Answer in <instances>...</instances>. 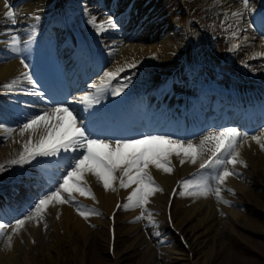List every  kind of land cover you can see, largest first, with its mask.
I'll list each match as a JSON object with an SVG mask.
<instances>
[{
  "label": "bare ground",
  "instance_id": "bare-ground-1",
  "mask_svg": "<svg viewBox=\"0 0 264 264\" xmlns=\"http://www.w3.org/2000/svg\"><path fill=\"white\" fill-rule=\"evenodd\" d=\"M17 1L18 0H0V103L2 102L1 99L3 96L8 95L11 100L6 104L3 102L2 104L4 106H9V104L11 105L12 103L17 102L20 111L26 116H31L34 113L42 112L46 108H49L47 106L39 105V98L28 94L30 90L35 89H32V85L29 84L28 81L22 76V73H30L29 68H24V65L21 63V59H25V63L29 65L30 36L31 32L34 33L33 30H22L17 32V35L20 38L19 47L21 49L19 56L17 53L14 55L1 53V49L9 48L12 50V48H10L12 41L7 39V30L4 27L19 26L27 23L29 21L27 19L28 16L37 14L41 7L44 6L41 3L44 0H29L21 7L18 6L12 8L11 5ZM221 1L223 2V6H221V8L226 10V17L231 18L230 26L234 28V31H245L247 32V36L254 38L255 34L260 30V28L257 29V22L255 19V7L258 0H255V2L254 0H251L250 8L247 10L243 8V5L239 2V0ZM9 10L13 11L14 13V18L16 20L15 24L11 23L7 17V11ZM233 12H241L242 15L237 18L232 16ZM108 17L110 16L106 11L105 19ZM160 26L161 24H159L157 27L159 28ZM166 30L168 31L166 27L159 29L157 31V35H155L153 40L149 41V44H144L137 37L132 38L133 41L128 44H122L119 37L113 40V44L118 46V49L117 55L113 60L112 65L104 69L103 73L99 77L94 78L77 93H73V99L76 102L71 103L70 107L74 108L75 111L80 113L81 116L98 109L94 106L98 102L96 98L103 94V86L108 81L105 74L108 72H116L120 66L129 63L130 61H141L146 56H149L153 53H158L161 57V60L163 61L162 67L167 68L169 66V60L172 54L176 52L177 40L174 36H166L167 32L163 35ZM124 33L125 32H122L120 35L122 36ZM249 46L255 50H263L264 38H259L256 41L250 40L244 43L243 48L246 53L249 51ZM153 75H156V73ZM14 80H17L18 84L13 90L9 91L3 87V85L11 83ZM81 82L82 80L78 81L79 84H81ZM93 85H95V87H93ZM26 97H28V99ZM85 97L87 99H85ZM15 115L17 116V113H15L14 110H10L8 113V116L13 119L15 118ZM7 120L11 125L13 120L9 119L6 114L2 119L0 118V145L5 142V144L0 146V163L2 164H4L7 158L12 154H18L23 150L22 147H17L18 141H20L22 145V142L27 141L30 137V133H25V135L21 137L19 134V128L8 125L6 123ZM10 129H15V131H10ZM256 134L264 136V130L260 128ZM252 135H250L247 140H240L237 147V150L240 153L239 158L243 160L244 164L247 166L245 167L244 164H237L235 169H232L230 165H227L228 169L230 171H234L236 175L229 176L224 184L219 185L220 197L222 199L218 200L223 204L225 209L210 200H205L206 196L201 194L194 195L191 202L187 205L185 203L177 202V200L173 203V215L176 220V226L180 227L187 233V237H189L193 246H191V249L195 255L193 262L196 264L212 263V251L214 250L212 242L215 240V238L218 242L224 240L225 237H232L231 232L239 231L241 224H246V222L259 224L258 212L259 210L264 209V194L259 196L256 193V190L259 187L264 186V150H262L261 147L251 139ZM32 139L35 142L37 137H32ZM212 151L213 150L209 151V153L207 152L206 154L205 149H203V155L206 154L205 156H210ZM192 165L193 164L190 162V160L186 159V162L183 165H178V169L181 174L184 175L187 171L192 170L190 168ZM195 166L199 165L195 164ZM153 170H157V172ZM148 172L151 174L153 180L156 179L158 174L166 188H160L162 191H156L153 195H150L148 198L149 202L144 207H137L138 209L136 212L134 203L129 204L128 201V197L136 188V185H131L128 188H121L125 203L119 210V214L121 212L130 213L129 216L125 218L126 220L128 219L130 223L133 221V219H135V216H137L138 213H141L143 208H146L148 214H151V220L147 218L146 221H142L144 222L145 229L141 235H138V237H148V239H150L149 245L145 248V251H151L153 249V245L158 244L161 239L172 238L168 237V231L164 223V211L166 209L167 190L169 189L170 191V189L173 187V184L175 183V176H169L170 174H173L172 172L165 173L162 170L152 169L151 167L149 168ZM119 173L121 175L122 171L119 170ZM81 182L83 186L90 189L91 194H94L95 199L90 198V196H80L78 192H74L73 195L75 196V205L65 203L62 205L54 204L49 206L43 215V217L48 222V229L43 232L44 236H42L41 230L39 231L36 220H26L24 227L18 232H15L14 229L17 220L13 218L11 220L13 223L12 224L8 219L9 217H13L14 213L9 214L8 211H1L3 213L0 215V217H2L0 219V224H5L7 227L3 236L6 237L5 244L4 246L0 247V264H15V262H17V264H21L24 260H29V263H31L32 260H35L37 255L45 258L46 256L50 257L52 253H55L57 256L61 237H74L73 229L78 227L87 228L86 225L90 224H97L106 232L108 252L109 221L108 218L105 217L106 215L104 216L102 213H100L98 217L89 216V218L86 220L77 212V207H81V210L87 211L90 209L89 204L92 203L100 206L103 209L104 214H110L117 201L115 180L112 182V187L115 188V191L103 190L99 186L101 182H99L95 176L88 173L84 174ZM47 192L40 194L38 200ZM234 194L242 196L239 201L237 197L236 201L237 203H246L247 209L243 215V221L241 224H232L227 227L226 224H228V222L225 221V219H231L232 216L237 217L240 213V211L237 209H229L224 202L226 201L224 196L229 199H234ZM207 195L214 197L216 194L214 192H209ZM125 205H128L127 209L124 207ZM15 206L16 207L10 208V212L14 211L17 212V214H20L18 219L26 218L30 213L27 208L28 204L22 200H18ZM216 206L219 208L220 213ZM29 208H31V206ZM223 210L224 213L227 214L226 218H223L221 215ZM179 214H184V216L179 217ZM125 216H127V214H125ZM120 222L121 220L119 221L118 217V240L120 236ZM89 228L90 227L88 226V229ZM137 229V226L130 225L128 228V233L132 235ZM253 230L258 231L257 228H253ZM86 231V229H80L83 237H85ZM9 236L12 237L11 245H9L8 241ZM16 237H21L24 241V244L19 243ZM212 237L213 239L210 240ZM241 237L245 238L247 236L241 233ZM69 240V247L75 252L76 249L71 245L73 239L70 238ZM169 246H172V242H169L164 247H160V255L163 253V251L166 253L169 250L167 249ZM180 248L181 249L179 251H176V254L178 255L176 260H181L184 256L187 258V253L182 249L181 245ZM232 257L233 252L230 251L229 258ZM171 258L172 257H167V259ZM78 259L81 263L84 262V259L81 258V256ZM116 259L120 260L122 263L121 253L116 252ZM157 261L158 263H162L160 259ZM228 262L229 261L227 257H224L219 261L218 264H227ZM110 264H112L111 260Z\"/></svg>",
  "mask_w": 264,
  "mask_h": 264
},
{
  "label": "snow or ice",
  "instance_id": "snow-or-ice-1",
  "mask_svg": "<svg viewBox=\"0 0 264 264\" xmlns=\"http://www.w3.org/2000/svg\"><path fill=\"white\" fill-rule=\"evenodd\" d=\"M239 2L245 10L250 8V0H239ZM241 15V12L232 13V16L237 18ZM7 17L11 23H16L13 11H7ZM89 23L98 33L110 29L115 30L119 27L118 22L111 17L106 18L103 23H97L96 18L93 17ZM19 45L20 38L13 36L12 51L18 56L21 53ZM21 63L25 69L29 68L25 59L22 58ZM123 70L120 68L116 72H108L105 75L110 81L115 79L118 72ZM22 76L32 85V89H35L30 90L28 94L42 100L47 98L45 93L39 90L38 82L32 78L31 73L25 72L22 73ZM17 84L18 81L14 80L3 85V87L11 91ZM121 91L122 88H118L114 94L119 95ZM85 99L87 98L85 97ZM98 116L99 112L97 111L83 117L65 101L60 104L53 103L51 107L27 116L20 123V136L23 137L25 133H30V137L27 141L22 142L23 151L18 159L10 161V165L31 163L38 157H55L58 158L55 163L65 164L66 171L56 186L31 206V211L27 217L16 221L15 232L24 227L26 220L38 221L42 219L51 205L65 203L75 205L74 192H78L80 196H90V198L95 199L90 189L83 186L81 182L85 173L95 176L103 184L105 190L115 191V188L112 187V182L116 179L114 173L121 170L120 187L128 188L131 185H136L128 197L129 204L134 203L135 207H144L149 202L150 195L156 191H162L155 185V181L148 172L149 166L154 165L157 169L170 173L173 170L170 160L173 155L181 157V165L186 162V159L195 165L198 158L204 154V145L210 141L215 142L211 157L204 159L199 167L200 169H216V186L213 187L208 184L204 174L200 173L192 179L181 181V186L185 189L182 194L185 195L201 194L206 196L209 192H214L218 199H222L219 185L224 184L229 176L236 175L234 171L228 169L227 165H231L232 169H235L237 164H244V161L239 158L240 153L237 147L238 142L241 139L247 140L249 134H242L235 127L209 133L200 141L199 145H194L191 142L186 143L180 139H172L166 135H144L142 138L116 139L109 142L107 138L97 135L92 126L93 121ZM10 131L14 132L15 129H10ZM32 137H37L35 142ZM251 139L264 150V136L254 134ZM244 166L247 165L244 164ZM4 170V166H0V171ZM194 185L197 186L198 192L187 191ZM224 202L226 203V201ZM118 207L120 206L118 205ZM124 207L127 209L128 205ZM77 212L86 220L91 215H100L96 209L84 211L81 210V207H77ZM148 218L151 220L150 213ZM6 227L7 225L0 224V238L4 236ZM11 240L12 237L9 236V245H11Z\"/></svg>",
  "mask_w": 264,
  "mask_h": 264
},
{
  "label": "rangeland",
  "instance_id": "rangeland-1",
  "mask_svg": "<svg viewBox=\"0 0 264 264\" xmlns=\"http://www.w3.org/2000/svg\"><path fill=\"white\" fill-rule=\"evenodd\" d=\"M256 52H254L252 55H255ZM259 195H262V189L258 190ZM246 210V209H244ZM244 210H242L241 214L236 217L234 219V221H231L230 224H241V220L242 217L244 215ZM125 214H127V216H125ZM129 212H125V213H121L120 215V220L121 223L119 225V229H120V239H119V244H118V248H119V252L122 254V259H123V264H148V261H150V256L152 253H147L144 250V245L142 244V242L140 241V243L138 244V246H135V237H138V231L136 230L135 233L133 235H129L128 233V226L127 225V220L125 219L126 217L129 216ZM96 217L98 215H95ZM144 218V215L141 216ZM42 221H46V219L43 217L42 219H40ZM260 224H252V223H248L247 225H243L241 224V227L245 228L247 231H245L243 234L245 235H250L251 237V243L252 245L256 246V247H261L264 249V231L262 229H264V216H260L259 218ZM87 228H83V227H78L74 230V237L76 238V245L79 249L83 250L84 247V241L81 237H83V235L80 232V229H86V235L85 237L87 238V259L85 260V264H110V259L107 255V241H106V237L107 234L106 232L97 224H91V227L89 225V229H88V225H86ZM249 227H260L259 229L262 232V236H255L253 234V232H250ZM73 233V231H72ZM232 233V237L233 240H237L239 237H241V233L240 231H235V232H231ZM84 238V237H83ZM243 238V237H242ZM226 239V237L224 238V240ZM219 241L220 243H222V245H225L219 252V250H217V252H219L220 256H225L229 253L230 248L235 249L236 251H234V253L236 252V256L234 258H232L229 261V264H264L261 262V260L254 254L251 253L248 250H244L243 246L241 245L240 241L239 242H234L232 240L229 241ZM19 242L22 241V238H20L18 240ZM217 243L216 246L219 247L220 243ZM60 254H61V258L63 260L66 259V261L70 260V251H69V246L67 245L65 240L61 241L60 244ZM158 247L154 248V250H156L158 252ZM166 256L167 253H165L164 255H158V258L162 261V264H174L175 261H170L168 260L166 262ZM51 259V263L49 260H47L48 264H58L61 263L60 261L57 260L56 255H53L52 257H50ZM70 262V261H69ZM217 262H215L216 264ZM180 264H189L187 262H181Z\"/></svg>",
  "mask_w": 264,
  "mask_h": 264
}]
</instances>
